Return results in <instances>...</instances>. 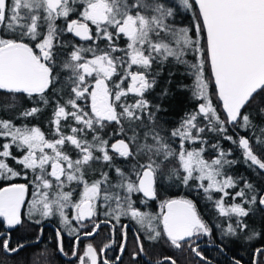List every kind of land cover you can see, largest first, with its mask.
<instances>
[{
    "label": "snow or ice",
    "instance_id": "snow-or-ice-1",
    "mask_svg": "<svg viewBox=\"0 0 264 264\" xmlns=\"http://www.w3.org/2000/svg\"><path fill=\"white\" fill-rule=\"evenodd\" d=\"M177 92L193 107L173 124ZM0 110L6 255L45 222L67 264H178L149 254L162 245L213 264L202 242L264 244V185L236 170L264 180V0H0ZM165 183L189 194L160 199Z\"/></svg>",
    "mask_w": 264,
    "mask_h": 264
},
{
    "label": "flooded vegetation",
    "instance_id": "flooded-vegetation-1",
    "mask_svg": "<svg viewBox=\"0 0 264 264\" xmlns=\"http://www.w3.org/2000/svg\"><path fill=\"white\" fill-rule=\"evenodd\" d=\"M237 170V169H236ZM247 174H243L245 176H251L253 180L259 181L261 185H264V180H261L259 177L252 174L249 170ZM241 174L240 172H238ZM166 188L164 184L159 188L160 199L174 198L178 196L188 195V190L183 188L182 186H170ZM198 207L200 211L204 214L206 219H211L213 223H215V218L212 216V213L206 206V202L203 200H198ZM150 212H159V200L149 201L146 209ZM250 223L254 224L257 229L261 226V221L259 218L250 220ZM44 235L41 237V243L36 247H27L22 250L19 254H14L12 256L6 255L3 250H0V264H33L34 256L33 254L38 252L40 249H46L49 253V261L50 264H67L66 258L60 257L55 253L56 249V239L54 235V230L56 228V224L54 222H45L43 225ZM39 226H26L25 228H21L19 231L15 232L13 235L15 238L25 237L30 241H34L36 236L38 235ZM105 233L102 232L99 237H97V243H99L104 238ZM65 250L70 251L72 246V239L69 237H65L64 240ZM255 247H262V244L259 240L252 242ZM252 244L241 242L235 246H232L231 251H228L225 254H221L216 251L215 248L207 247L204 242L201 243V249L204 251L205 255L210 257L213 260V264H232L233 258L240 259L241 264H252L253 259V251L254 248ZM153 253H159L160 255H173L178 264H198V258L194 257L190 252L180 253L175 250H171L167 245H162L157 248H149V254L153 255ZM109 255H114V253H109ZM156 258L155 256L153 257ZM127 257H125V260ZM41 264H43V258H41Z\"/></svg>",
    "mask_w": 264,
    "mask_h": 264
},
{
    "label": "trees",
    "instance_id": "trees-1",
    "mask_svg": "<svg viewBox=\"0 0 264 264\" xmlns=\"http://www.w3.org/2000/svg\"><path fill=\"white\" fill-rule=\"evenodd\" d=\"M184 22L187 23L186 20ZM176 81L177 82L182 81L184 83H188V80H186L180 74H177ZM20 102L24 103L25 101H20ZM166 105L168 107L167 118L174 124L175 122L179 121V119L183 116L185 111H188L193 107V102H190L189 98L185 94L177 92V94L173 99L166 101ZM5 115L11 116L12 113L11 112L5 113L3 110H0V117H3ZM44 122L46 124V120ZM237 172H240L241 174L248 173V171H246V168L243 165L237 166ZM165 185L166 188H169L168 183H165ZM166 188L164 187V189Z\"/></svg>",
    "mask_w": 264,
    "mask_h": 264
}]
</instances>
